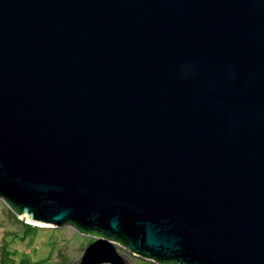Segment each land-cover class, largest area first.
Instances as JSON below:
<instances>
[{"label":"water","instance_id":"obj_1","mask_svg":"<svg viewBox=\"0 0 264 264\" xmlns=\"http://www.w3.org/2000/svg\"><path fill=\"white\" fill-rule=\"evenodd\" d=\"M0 199L159 264H264V0H0Z\"/></svg>","mask_w":264,"mask_h":264},{"label":"rangeland","instance_id":"obj_2","mask_svg":"<svg viewBox=\"0 0 264 264\" xmlns=\"http://www.w3.org/2000/svg\"><path fill=\"white\" fill-rule=\"evenodd\" d=\"M91 237L70 224L30 226L0 199V264H158L119 241Z\"/></svg>","mask_w":264,"mask_h":264},{"label":"trees","instance_id":"obj_3","mask_svg":"<svg viewBox=\"0 0 264 264\" xmlns=\"http://www.w3.org/2000/svg\"><path fill=\"white\" fill-rule=\"evenodd\" d=\"M15 209H16V211L20 212L19 209H17V208H15ZM77 230H78V229H77ZM82 232L85 233L87 236H92L91 238H95V239H97V237H102V238H105V239H106V237H104L103 235H99V234H97V233L86 232L85 230H83ZM101 256H102V255H101ZM101 256H99L97 259H99ZM151 260L157 263V261H156L155 259H154V260L151 259ZM158 264H159V263H158ZM162 264H174V262H172V261H163Z\"/></svg>","mask_w":264,"mask_h":264},{"label":"bare ground","instance_id":"obj_4","mask_svg":"<svg viewBox=\"0 0 264 264\" xmlns=\"http://www.w3.org/2000/svg\"><path fill=\"white\" fill-rule=\"evenodd\" d=\"M27 223L30 225V226H38V227H41V228H46V227H50V226H47V225H44V224H41V223H36L35 221H32V220H28Z\"/></svg>","mask_w":264,"mask_h":264}]
</instances>
